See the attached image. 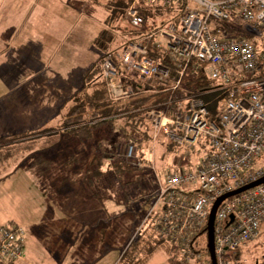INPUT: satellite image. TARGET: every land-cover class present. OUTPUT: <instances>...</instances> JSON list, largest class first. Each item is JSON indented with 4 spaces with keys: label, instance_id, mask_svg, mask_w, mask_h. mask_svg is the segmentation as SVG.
Here are the masks:
<instances>
[{
    "label": "built area",
    "instance_id": "obj_1",
    "mask_svg": "<svg viewBox=\"0 0 264 264\" xmlns=\"http://www.w3.org/2000/svg\"><path fill=\"white\" fill-rule=\"evenodd\" d=\"M141 4L175 13L171 21L103 59L109 99L138 93L120 79L117 61L139 79L168 77V69L149 57L150 49H168L178 65L172 93L190 68L203 69L227 91L214 119L200 95H170L167 102L145 109L153 145L166 137L180 145L201 142L206 152L197 168L178 167L159 179L146 221L151 219L153 231L185 263L212 264L208 227L215 202L264 177V165H258L264 156V46L251 39L264 40V0H131L127 18L134 28L145 23ZM119 153L135 167L144 164L132 141ZM263 224L264 182L223 199L213 225L217 264H240L239 250L258 238ZM26 236L19 224L0 227V264L25 257Z\"/></svg>",
    "mask_w": 264,
    "mask_h": 264
},
{
    "label": "rangeland",
    "instance_id": "obj_2",
    "mask_svg": "<svg viewBox=\"0 0 264 264\" xmlns=\"http://www.w3.org/2000/svg\"><path fill=\"white\" fill-rule=\"evenodd\" d=\"M18 1L16 5L24 1L26 7L32 0ZM111 1L116 0H99V3L111 8ZM7 2L14 11V0H0V8L5 9ZM36 4L38 10L41 5L46 9L49 7L50 16L41 14L34 21L32 17L37 10L25 9L28 11L21 22V33L16 26L17 20L0 19V35L7 28L14 30V51L12 45L8 50L16 60L29 58L17 49V40L19 43L29 39L37 42L34 37H40L41 33L35 30L32 31L35 35L24 32L33 26L41 28L50 24V39L41 41L50 47L52 63L59 64L51 68L49 79L48 72L39 66L35 70L24 68L25 76L20 75L11 81L6 77L14 88L0 98V138L5 139L0 142V176L13 168H20L28 170L34 179L18 173L19 170L15 171L17 174L13 179L0 178V225L14 224V214H18L14 222L21 225H26V222H18L20 219L37 222L45 217L48 221V214L53 209L57 217L66 213L67 229L63 239L67 247L73 242V247H69L73 254L68 264H169L172 247L169 241L158 243L151 251L148 249L155 241L147 235L151 228V219L146 221L149 214L147 205L150 197L155 195L159 179H164L169 171L188 165L197 168L206 154L202 143L180 145L163 137L155 145L151 146V142L144 144L138 147L144 164L135 167L129 163L132 168H125L122 170L125 173L121 172L122 176L118 177L111 161L116 159L128 164L119 153L127 142L122 136L115 132L109 134L110 129H107L92 140L82 141L68 133L65 138L60 137L58 127L64 124L74 104L72 97L84 87L85 73L102 53L118 47L122 39L112 35L110 41L105 42L104 39L100 46L96 43L102 30L110 33L120 30L118 20L113 22L109 19L111 11L96 0H37ZM174 13L175 10L170 9V15L163 13L159 21L163 18L171 21ZM123 27L125 31L130 29L127 19L123 21ZM251 39L264 46L261 37L253 36ZM39 44L43 45L37 43L36 46ZM33 72L36 73L32 76ZM48 120L50 125L45 123ZM28 128H36V131ZM32 140L33 145L27 149V141ZM17 151L19 153L16 154ZM10 156L13 157L9 161L7 158ZM98 156L105 158L104 172L88 185L85 179L96 168ZM108 156L111 158L106 161ZM258 165H264V156L258 159ZM81 182L83 184L80 185ZM75 183L77 189L63 195L64 187ZM41 188H47V191ZM263 242L264 224L258 238L239 250L241 261L253 264L255 256L262 253L259 245ZM117 258L119 261L115 263Z\"/></svg>",
    "mask_w": 264,
    "mask_h": 264
},
{
    "label": "trees",
    "instance_id": "obj_3",
    "mask_svg": "<svg viewBox=\"0 0 264 264\" xmlns=\"http://www.w3.org/2000/svg\"><path fill=\"white\" fill-rule=\"evenodd\" d=\"M96 1L98 4H101L99 3V0ZM111 2V8H108L105 4L101 5L111 11L109 16L110 21L112 20L115 22L118 20L117 26L120 30L117 31L118 34L115 32L110 33V31L105 29L102 30L97 37L96 43L100 46L101 44H104L102 42L104 39L105 42L110 41L112 35L114 38L119 36V38L122 39V43L118 47L102 53L98 61L95 62L85 73L84 87L72 97L74 104L69 109L61 128L65 129L64 131L66 133L73 135L82 141L95 139L98 136H101V133L110 129L109 134L115 132L114 134L119 137L122 136L123 140L132 141L136 143L138 147H143L144 144H150L152 141L150 125L145 117V109L152 105H159L167 102L170 95H174L176 98L200 95L210 111L211 118L214 119L227 91L218 81L212 79L205 71H203V69L194 72L192 71V68H190L181 79L175 92L172 93V87L179 79V67L170 60V51L168 49L165 51L150 49L149 52L150 58L159 60L162 65L168 69L169 73L166 79L136 78L135 74L127 70L124 64L117 61L121 73L120 79L126 84L132 85L138 93L129 99L117 102L109 99L102 78L101 62L103 59L108 55L113 56L118 50L138 40L144 36L146 31L155 29L158 25H163L170 21V18L167 20L163 18L159 21V17L163 16V13L167 12L170 15V8H165L160 5L153 6L141 4L140 9L145 17V23L141 28H134L130 25L129 20L126 17L127 8L131 0H116ZM125 19H127L130 26V29L126 31L123 27V21ZM4 140V138H0V142H3ZM33 141L34 140L31 142L27 141V149L31 148ZM17 153L19 152L17 151L16 154ZM12 157L10 156L7 159L10 161L12 160ZM110 158L111 156H108L106 161L108 159L110 160ZM16 160L18 159L16 158ZM97 160L96 168L91 170V172L88 173L89 178L86 177L85 179L88 185H91L92 181L99 178L104 172L102 167L106 164L105 158L98 156ZM111 164L116 173L118 172V177L122 176L121 172L122 174L125 173L122 171L125 170V168H132L129 163V165H124L122 161L118 162L116 159H113ZM94 174L96 176H93ZM154 197L155 195L152 196L151 199ZM147 235L152 241H155L154 244L148 248L149 251H151L158 243L165 241V239L159 237L152 228H150ZM130 246H133V243ZM169 264H185L179 257L176 248H174L173 245L170 248Z\"/></svg>",
    "mask_w": 264,
    "mask_h": 264
},
{
    "label": "crops",
    "instance_id": "obj_4",
    "mask_svg": "<svg viewBox=\"0 0 264 264\" xmlns=\"http://www.w3.org/2000/svg\"><path fill=\"white\" fill-rule=\"evenodd\" d=\"M36 1L37 0H32L30 4L25 7L24 1L21 4L16 5L17 2L19 1L14 0V11L12 8L8 6L9 3L7 2L6 7L8 6V9L6 7H4L5 9H3L2 7L0 8V19H2V21L7 18H13L14 21L17 20L18 22L16 23V26L19 29V33H21V30H22L21 22L23 21V19L26 18L25 12L28 11L25 9L37 10V12H35V14L32 17L34 21H36V17L39 18L41 14L42 16L45 15V17L50 16L49 15L50 8L48 7L46 9L41 5L38 10L36 9L37 7ZM2 21H0V24L2 23ZM49 25L50 24L41 26V28H38L40 27L39 25L33 26V28L30 29V31L24 32L28 34L32 33V35H35L33 34L34 32H32L33 30L41 32L40 37L38 36L34 37L37 39L36 40L37 42H35V40L32 41V39H29L27 42L19 43V39L17 40L18 42L17 43L18 46H16L17 49H20L22 54L29 56V58L27 57L28 59L16 60L14 59V56L12 54L10 55L9 53L10 50H8L9 47H11L10 45L13 46L12 50L14 51V30L13 29L7 28V31L0 35V98L4 96L6 93L12 92L11 89L14 88V84L9 85V83L11 84V82H8L6 77H9L11 81L12 79L18 78L20 75L25 76L24 73H26L25 72L26 69L24 71V68L28 67L32 70H35L36 69L35 67L39 66L41 69H43V71L48 72L47 79H49L50 73L52 72L51 68H55L56 66H59V64L54 65V63H52L50 47H47L48 45L47 44L44 45V42L41 41V40L50 39L48 35V34H51ZM30 41H32L31 46L29 43ZM37 43H43V45L39 44L38 46H36ZM3 66H6V68H4ZM1 68H4V69L1 70ZM35 73L36 72H33L32 76L35 75ZM48 85L50 86V84ZM9 88L10 90H8ZM23 92L25 91L23 90ZM15 94L18 95L17 93ZM45 123L46 125H50L49 120L46 121ZM48 127L49 126H47V128ZM28 130L34 132L36 131V128H28ZM64 130L65 129L58 127V135L62 138H65L67 134ZM152 145H153V142L151 141V146ZM16 170L17 171L19 170L18 173L22 172L28 178H33L32 176L33 174H30L28 170L26 171L25 169H20V168H15V169L13 168L11 171L0 176V178L13 179L17 174L15 172ZM81 184L83 183L81 182L80 185ZM73 185L74 184H72L71 186L67 188L64 187L63 190H65L64 191L65 193L63 195L71 194L72 193L71 190L77 189V187H75L77 183H75L74 186ZM39 187L41 186L39 185ZM41 190L47 191V188L46 189L41 188ZM39 206H42V205H39ZM45 206H47V204ZM44 208H48V207H44ZM45 210H48V209H45ZM17 217H18V214H14L12 223L19 224L17 222H14L15 218ZM48 218H49L48 221L45 220V217L43 221L39 220L37 222L32 221V220L30 221V219H20V221H18V222H21L22 220H25L26 222L25 223L26 225L19 224L23 226L27 231L26 243H25V257L17 261L6 262L4 264H68L69 257L71 254H73L71 252V249H69V247L70 248L73 247V244H72L73 242H71V245L67 247V245L65 244V240L63 239V236L67 229L66 213L64 214V216L57 217L55 212L52 209V213L49 212ZM3 225H0V227ZM117 261H119V258L115 260V263Z\"/></svg>",
    "mask_w": 264,
    "mask_h": 264
},
{
    "label": "water",
    "instance_id": "obj_5",
    "mask_svg": "<svg viewBox=\"0 0 264 264\" xmlns=\"http://www.w3.org/2000/svg\"><path fill=\"white\" fill-rule=\"evenodd\" d=\"M264 182V177L261 178L260 180L256 181V182H253L247 186H244L240 189H237L235 191H232L222 197H220L214 204L213 208H212V211H211V214H210V218H209V227H208V237H209V250H210V253H211V258H212V264H217L216 262V256H215V253H214V234H213V225H214V218H215V213H216V210L218 208V206L220 205L221 201L223 199H225L226 197L228 196H231V195H234L236 193H239L241 191H244L246 189H249L253 186H256L260 183H263Z\"/></svg>",
    "mask_w": 264,
    "mask_h": 264
},
{
    "label": "flooded vegetation",
    "instance_id": "obj_6",
    "mask_svg": "<svg viewBox=\"0 0 264 264\" xmlns=\"http://www.w3.org/2000/svg\"><path fill=\"white\" fill-rule=\"evenodd\" d=\"M253 246H255L254 242H253ZM259 248H261V255H257L254 258L253 264H264V242L262 245H259ZM245 260L241 261L240 264H244Z\"/></svg>",
    "mask_w": 264,
    "mask_h": 264
}]
</instances>
